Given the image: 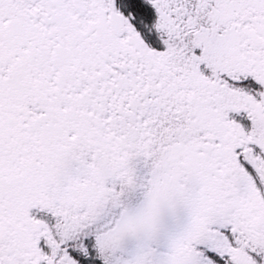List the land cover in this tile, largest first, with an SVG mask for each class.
<instances>
[{
	"label": "snow or ice",
	"instance_id": "snow-or-ice-1",
	"mask_svg": "<svg viewBox=\"0 0 264 264\" xmlns=\"http://www.w3.org/2000/svg\"><path fill=\"white\" fill-rule=\"evenodd\" d=\"M0 264H264V0H0Z\"/></svg>",
	"mask_w": 264,
	"mask_h": 264
}]
</instances>
